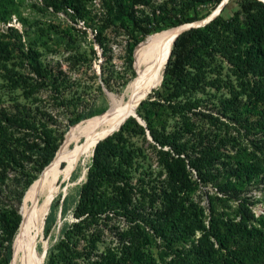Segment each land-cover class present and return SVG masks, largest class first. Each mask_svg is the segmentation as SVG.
<instances>
[{"label":"trees","instance_id":"16d2710c","mask_svg":"<svg viewBox=\"0 0 264 264\" xmlns=\"http://www.w3.org/2000/svg\"><path fill=\"white\" fill-rule=\"evenodd\" d=\"M204 1L179 0L170 4L169 10L165 9L166 2L154 5L151 0H101L100 7L128 18L131 3L144 5L145 14H141L138 27L144 34L148 28L143 21L156 9H162L164 15L176 10L183 13L192 3ZM235 3L237 8L230 14H223L222 7L205 24L189 27L174 38L162 82L137 107L136 113L145 125L131 117L95 144L86 180L72 209L75 217L84 218L72 225L78 228L72 236L61 234L57 242L60 250L55 254L57 263H69L80 257L88 261L93 258L90 264L117 261L109 250L104 255L93 252L97 220L117 211L135 214L133 208H128L123 187L130 184L134 195L143 190L151 177V163L168 174L162 204L166 210V203H172V218L168 222L180 234L186 233L187 219L192 222L196 215L195 207L186 205L184 200L193 185L184 170L186 160L199 181L215 186L220 195L213 196L214 200L237 201L233 213L218 209L212 201L209 206L208 230L219 248L225 251L231 264H264V213L254 217L245 206L248 191L260 187L264 191V2ZM77 8L81 12L79 18H86L84 7ZM242 14L252 20L245 21ZM202 17H184L183 21ZM111 25L96 26L104 61L109 60L104 41L111 32L106 27ZM40 56L19 38L0 37V81L5 84L0 83V236L6 249L18 224L13 205L50 162L63 137L64 131L59 130L57 119L48 108L64 111L65 129L90 111L86 106L89 96L79 90V78H72L59 65L45 63ZM66 60L74 67L81 65L85 57L69 53ZM212 65L222 69L226 65V72L217 71L218 75L212 78ZM104 71L102 68L100 76ZM211 83L215 85L214 92ZM42 89L47 92L48 107L40 98ZM146 131L152 142L146 139ZM14 180H22L20 189L12 195L14 203L4 207L1 200L9 196L7 188ZM66 211V196L59 205L51 204L45 218L46 230L57 214L64 217ZM142 219L137 222L145 238L147 228L164 239L174 234L167 219L153 218L150 214H143ZM93 226L92 232L84 233L87 239L81 250L70 245L74 233ZM62 243L67 245L63 249ZM126 247L125 253L132 262L155 264L136 237ZM8 258L7 250L4 262Z\"/></svg>","mask_w":264,"mask_h":264},{"label":"rangeland","instance_id":"374dc122","mask_svg":"<svg viewBox=\"0 0 264 264\" xmlns=\"http://www.w3.org/2000/svg\"><path fill=\"white\" fill-rule=\"evenodd\" d=\"M151 1L154 5H158V3L160 5L162 2H166L168 6L165 9L169 10L171 7L169 5L179 0ZM235 1L206 0L203 3H192V5L185 8L183 13L176 10V12H169L166 15H164L165 13L162 9H156L153 14H149L150 17L148 20L143 21L148 29L142 34V31L138 30V27L141 25L140 20L141 14L144 13L142 9L144 5L134 2L131 3L132 9L128 13V18H121L117 13L112 14L106 12L104 6L100 7L101 0H0V37L10 40L19 38L23 45L32 47L41 54L40 58L45 63L55 66L59 65L72 78H79V90L89 96L88 105H86L90 108L89 113L66 129L64 111L54 107L48 108L51 114L57 119L59 130L64 131L62 140L55 150L54 156L60 147L65 144L67 133L74 125L83 123L91 117L101 116L111 111V95L114 96L117 102L126 100L127 87L136 74V69H134L136 47L142 41L151 35L189 24L198 23L201 26L208 17L217 11L221 2H224L222 13L228 15L237 8ZM260 1L264 2V0ZM80 5L87 11L88 16L85 15L86 18H79L81 12H79L77 7ZM202 15V18L192 22L183 21L184 17H198ZM241 16H245V21L247 22L252 20L251 16L243 14ZM87 17L92 20H87ZM257 17L258 15L255 14V19ZM107 23H111L112 25L106 27L111 32L106 35L104 41L107 48L106 55L109 56V60L104 61L105 55L102 54L103 45H99L96 36V26ZM93 27H95L94 30ZM69 53H78L82 57H85V60L81 62V65L70 67L69 60H66ZM165 65L159 84L147 91L141 100L147 98L148 94L160 85L164 78ZM226 67L225 65L222 69L219 65H212L210 69L212 78L218 75L217 71L221 73L226 72ZM102 68L105 71L100 76ZM0 83L5 85L2 80ZM214 86L212 84L213 92L215 90ZM39 95L43 104L48 107L46 90L42 89ZM139 102L134 112H136ZM133 114L127 116L123 122L133 117ZM137 117L139 116L137 115ZM134 118L137 120L136 117ZM140 119L142 120V118ZM145 137L148 141L152 142L147 132H145ZM80 140L81 137L77 138V140L72 139L66 145L71 148L75 142ZM138 140L140 141V138ZM93 149L88 157L79 161L68 179L57 180V189L49 203V208L51 204L59 205L62 198L66 196L67 211L65 216L60 217L57 214L50 229L47 231L46 226L48 223L45 221V218L49 214L48 208L38 236H34V230L32 228L29 232L28 241L34 242L35 244L31 249L32 256L36 257L45 251L39 264H90L93 259L88 261L80 257L73 259L69 263H57L55 257V254L60 250L57 248V242L61 234L64 232V234H68L69 236L71 234L72 236L73 231L78 229L77 227L73 228L72 225L84 218V216L75 217L72 209L76 202L79 188L86 180L88 168L92 161ZM183 163L187 177L193 181L192 189L184 197V200L186 205L190 204L196 210L195 219L192 222L186 218L187 222H189L187 224V232L180 234L175 225L173 227V224L168 222L169 218H172V208H170L172 203H166L168 209L166 208L165 210L163 208V191L168 182V174L164 169H160L154 163H151V177L143 190H138L136 195H134V190L130 184L124 185L123 187V192L125 193L124 198L128 202V208H133L135 214H131L128 211H117L115 213H108L107 217L101 215L100 219L97 220L98 227L95 229L97 237L93 246V252L95 254L104 255L109 250L116 255L113 258V260H117L114 264H137L132 262L125 253L127 250L126 246L136 237L140 245L144 246L145 250H148L155 264H231L225 251L219 248L208 230V220L211 215L209 206L212 201L214 202L213 204L216 203L218 209L223 208V210L232 211L233 213L237 209V201L214 200L213 196L220 195L218 192H215V186L199 181L196 172L188 166L186 160ZM47 165L36 174L32 182L25 188L20 201L13 205L17 210L18 224L8 249L5 248L6 242L0 236V264L10 263L13 256L12 242L20 225L23 206L25 203H27V206L30 205V202L26 201L28 190L33 182L43 173ZM21 183L22 180H14L9 183L7 188V194L9 196L1 200L4 207H7L9 202L14 203L12 195L14 192L19 191ZM247 195L249 196L246 199L247 204L245 205L247 209L253 213L254 217L262 215L264 213V191L262 187L251 189L247 192ZM38 201L40 203L41 197H39ZM143 214H150L153 218L157 217L159 219L161 218V220L167 219L168 226L173 228L174 234H172V237L170 239H164L162 236L152 233L147 228L145 230L148 236L145 238L144 233L139 227L140 224L137 222L138 220H143ZM238 219L239 216L237 215L236 220ZM93 228L95 227H90L85 232L82 230L79 234L74 233L75 239L71 240L70 245L72 244L74 248L81 250L85 246V239H87L84 233L89 234ZM62 244V249L67 246L66 243ZM7 250L9 251V258L8 261L4 262ZM23 262H25V256L21 255L20 264Z\"/></svg>","mask_w":264,"mask_h":264},{"label":"bare ground","instance_id":"6f19581e","mask_svg":"<svg viewBox=\"0 0 264 264\" xmlns=\"http://www.w3.org/2000/svg\"><path fill=\"white\" fill-rule=\"evenodd\" d=\"M184 27L157 33L142 41L136 47V74L127 87L126 100L117 102L111 95V111L77 123L67 133L65 144L28 190L26 201L30 205L25 203L23 206L20 225L12 242L13 256L9 264H20L21 255L25 256L22 264H39L44 252L36 257L32 256L31 249L35 244L28 241L29 232L32 228L34 236L40 233L44 215L57 189V180L68 179L79 161L88 157L97 141L114 131L127 116L133 114L146 92L159 84L173 38ZM80 137L81 140L75 142L71 148L67 147V142Z\"/></svg>","mask_w":264,"mask_h":264},{"label":"water","instance_id":"95a60500","mask_svg":"<svg viewBox=\"0 0 264 264\" xmlns=\"http://www.w3.org/2000/svg\"><path fill=\"white\" fill-rule=\"evenodd\" d=\"M223 3L224 2H221L220 4H219V6H218V9H217V11L212 15V16H210V17H208L206 20H205V22L203 23V24H205L206 22H208L210 19H212L216 14H218V12L220 11V9L222 8V6H223ZM203 24H201V25H203ZM196 26H200V24H198V23H196V24H189V25H187V26H185L184 28H182V29H180L176 34H175V36H174V38L180 33V32H182L183 30H186V29H188L189 27H196ZM174 38H173V40H174ZM173 42V41H172ZM171 49V48H170ZM169 53H170V50H169ZM169 53H168V56H169ZM168 58V57H167ZM166 61H167V59H166ZM133 117H136L137 118V121H138V123H140L141 125H145L144 124V121L143 120H141L139 117H137V115H136V112H134V114L132 115ZM123 123V122H122ZM121 123V124H122ZM120 124V125H121ZM120 125L115 129V130H118V128L120 127ZM114 130V131H115ZM114 131H112V132H114ZM111 132V133H112ZM147 132V131H146ZM111 133H109V134H111ZM147 134H148V132H147ZM106 136H108V135H106ZM105 136V137H106ZM148 137L150 138V136H149V134H148ZM104 138V137H103ZM48 208H49V205H48ZM47 208V209H48ZM44 253H45V251H44Z\"/></svg>","mask_w":264,"mask_h":264}]
</instances>
